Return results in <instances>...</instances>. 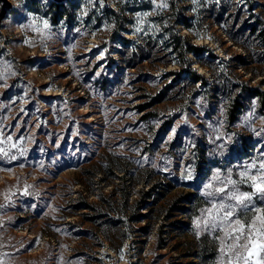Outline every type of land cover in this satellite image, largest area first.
Returning a JSON list of instances; mask_svg holds the SVG:
<instances>
[{"label":"rangeland","instance_id":"374dc122","mask_svg":"<svg viewBox=\"0 0 264 264\" xmlns=\"http://www.w3.org/2000/svg\"><path fill=\"white\" fill-rule=\"evenodd\" d=\"M62 2L0 0V264H204L203 238L214 264L264 260L250 255L264 193L241 176L264 164V0ZM177 33L198 55L167 47ZM145 37L152 59L129 68L123 60ZM213 76L225 91L210 88ZM122 177L135 184L132 200L147 180L169 181L162 204L196 194L197 208L171 221L180 230L163 221L162 238L160 221L145 233L148 222L127 219L116 250L109 223L98 224L109 209L101 196L109 201ZM81 197L95 211L75 213Z\"/></svg>","mask_w":264,"mask_h":264},{"label":"trees","instance_id":"16d2710c","mask_svg":"<svg viewBox=\"0 0 264 264\" xmlns=\"http://www.w3.org/2000/svg\"><path fill=\"white\" fill-rule=\"evenodd\" d=\"M67 0H63L62 3H66ZM224 1V0H223ZM235 0H232V3H234V6L237 4L234 2ZM261 6H264V4L261 3ZM212 7H215V4L212 5ZM189 27V26H188ZM250 31L251 35H255V31L257 28L255 25H251L250 28H248ZM264 31V30H263ZM260 36H264L261 34ZM150 37H145V38H140V44L137 46L133 47L131 53L127 57V60H123V64L127 65L129 68H135L137 65V60H149L152 59L153 57V51L155 50V45L153 43H146L148 40H150ZM171 45L167 46L171 51L176 55L180 57H186L188 53L193 52V54L198 55V48L197 46H194L190 43L189 39L184 38L180 34H176L174 36H171ZM264 44V39L262 40ZM149 42V41H148ZM149 44V45H147ZM147 46V47H146ZM126 47V46H124ZM165 64L169 62H164ZM190 74L193 77L194 83L199 82L202 84H207L205 78L201 74H197L195 70L189 68ZM221 77V75L219 76ZM217 77L213 76V80L210 84V88L217 87L214 90L218 91H225L226 86L225 84L221 81L219 82V85L216 84ZM171 86V85H170ZM261 93V92H257ZM257 96V95H256ZM47 135L49 136L50 143H52V146L54 148L58 149V152L62 155L61 150L62 146L59 144V147H56V138L54 134H50L47 131ZM41 150L45 151H52L51 149H47L45 146H42ZM87 159V157H85ZM38 159V156H37ZM64 159V158H63ZM66 163H70L67 160L64 159ZM74 161V160H73ZM76 164L80 163V160L75 161ZM55 164L60 165V161H56ZM68 165V164H66ZM65 165V166H66ZM63 168L61 165L59 169ZM57 170V171H58ZM56 171V173H57ZM122 186L119 187V189H114L110 194H109V201L106 200L104 196H101V201H103L104 207H107V203H109V209L107 211L109 212H104L105 216L103 218L101 215L103 214L102 212L97 211V218L94 219L96 216H90L91 219H103L100 220L102 223L98 224L102 229L106 228V225L109 223V242L111 246L114 249H119L122 246V242L128 235V231L125 230L124 225L127 222V219L133 223L135 222H141L145 221L148 222L149 225L141 228L145 233H149L152 228L157 224L159 221L160 227H159V237L162 238V235L164 234L163 228L166 226V224L162 223L163 221L168 222V225L171 227H175L177 230L182 229L180 226H176L175 224L181 223V221H178L176 223L171 222L176 215L180 216H187L188 212L190 211V206L193 207V209L197 208L195 205L196 201V194H189L187 196L182 197L181 199H178L176 201L168 203L169 205L162 204L161 202L168 198L170 193L173 191V186L172 184L164 181H159V182H150L147 180L148 187L147 186H142L136 195V198L133 200L131 199V193L134 191L135 184H126L125 178L122 177ZM118 197H117V196ZM117 197V198H116ZM73 208H75V213L81 210H93L95 211L96 205L90 204L86 202L82 197L79 199L78 202L72 205ZM98 210V209H97ZM145 210L146 212H143ZM92 220V221H94ZM127 229V228H126ZM110 233L112 235H110ZM105 237L108 238L106 235ZM118 241V242H116ZM200 250H197V257L203 262L204 264H214L213 261L216 257V250L215 248H212L208 246L206 239L203 238L200 241ZM210 251V252H209ZM209 253H211L209 255ZM209 255V256H208ZM194 256V255H192ZM208 257V258H206Z\"/></svg>","mask_w":264,"mask_h":264},{"label":"snow or ice","instance_id":"6c2138e0","mask_svg":"<svg viewBox=\"0 0 264 264\" xmlns=\"http://www.w3.org/2000/svg\"><path fill=\"white\" fill-rule=\"evenodd\" d=\"M162 6H166V5H162ZM13 147H15V145H13ZM0 151H3L2 149H0ZM253 168L256 167L255 164L252 165ZM260 169L262 170L260 175L257 176H249L247 175V173H241V176L246 177V179L248 181L252 182V186L255 188V190L259 193H264V164H261ZM229 183L235 184V181H228ZM211 187V186H209ZM220 191H223V189H220ZM232 200L237 201L239 204H244L245 201H251L252 197L251 195L247 194V193H239L238 191H234L230 197ZM221 208H224V205H221ZM257 213H264V209L261 208H257L256 209ZM233 215V210H227L224 212V216H223V220L224 221H229V219L232 217ZM256 220H258L260 222V228L257 229L255 227V221H253L252 224V228L255 232V235L251 237V243H252V247L258 251H254L253 253H250V255H258L259 252H264V242H258L259 241H264V215H258L256 217ZM199 221H197V225H199ZM232 229L235 232L238 233H243L244 232V228L245 225L243 223H241L240 220H236L234 225L231 226ZM236 240L240 239V236H234L233 237ZM242 247H247V245H242ZM239 259H243V264H249V260L247 258L244 257H238ZM255 264H264V260L261 259H257L255 261Z\"/></svg>","mask_w":264,"mask_h":264}]
</instances>
